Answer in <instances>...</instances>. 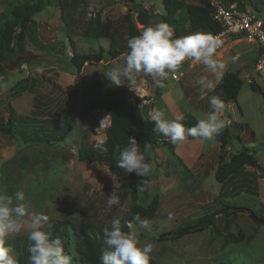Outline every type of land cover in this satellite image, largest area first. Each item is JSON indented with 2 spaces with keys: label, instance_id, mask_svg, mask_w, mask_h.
<instances>
[{
  "label": "rangeland",
  "instance_id": "obj_1",
  "mask_svg": "<svg viewBox=\"0 0 264 264\" xmlns=\"http://www.w3.org/2000/svg\"><path fill=\"white\" fill-rule=\"evenodd\" d=\"M133 1L134 4H129L127 0H67L64 10L58 9L55 4L46 7L34 17L39 40L49 45L62 42L63 54L43 55L28 45V64L16 70H8L0 79V125L4 126L11 114L40 120L55 119L58 115L70 113L73 119V128L67 139L50 148L26 145L19 138L12 139L0 134V192H23L24 201L21 203L27 208L21 221L24 227L19 233L10 234L6 241L13 248V258L16 264H29L27 223L31 215L42 213L48 217L47 223L43 225L44 231L66 221L76 229L83 228L88 233H91L90 230L97 232L103 240L102 230L111 227L113 218H119L122 229L135 233L141 246L146 242L153 243L150 264H264V227L257 228L245 214L236 219V229L246 237L255 230L249 244L222 242L218 233L224 235L237 230L233 231V226L226 228L221 216L214 218V228L203 233H193L178 241H168L161 237L178 228L193 225L205 215L217 211L220 202L249 201V207L258 210L259 215L264 217L262 172L246 167L239 175L221 185L213 178L218 156L222 155L227 161L241 147H253L254 157L264 169V83H257L261 93L251 92L248 81H253L256 53L244 41H232L216 54V58L224 64L222 73L234 71L242 80L236 102L229 104V108L222 113L225 124L234 123L243 127L242 130L230 129L229 152L220 153L219 145L214 139H198L195 144L187 140V144H183L181 148L178 144L173 153L165 147L147 148L142 152L154 164L149 177L144 178L150 181V186L144 192L137 191L141 178L126 172L123 187L116 190L120 202L112 207L107 206V196L113 192V181L118 182L117 178L105 165L81 163L75 158L78 146L101 149L99 142H104V139L99 121L106 118V111L94 110L89 115L86 114L85 99L95 94L101 79L109 81L106 74L111 68L123 66L126 55L115 60L104 56L96 64H84L79 74L69 63V57L72 52L88 55L96 53L99 47L107 49L105 40L89 42L84 35L89 23L97 15L100 21H110L113 31L123 36V16L127 11H134L137 4H142L156 14H162V0ZM177 1L198 5L202 0ZM246 12L252 14L249 9ZM131 18L135 20L136 17L133 15ZM158 22L153 20L151 25ZM137 29L140 33L143 31L141 25ZM204 68L202 64L189 67L182 63L175 73L182 72L183 77L175 81L170 76L164 81L163 88L156 87L153 80L145 77L142 72L137 75L135 83L122 79L121 85L117 86L109 82L119 87L128 99H132L134 93L132 100L141 109L144 120H149L153 108L163 109L165 118L169 120L183 114H189L198 120L205 118L211 111L208 99L197 98L191 101L193 96L199 97L200 86L196 88L195 81L202 76ZM211 77L215 78L213 74ZM21 81L27 84L28 89L17 94L16 85ZM163 93H168L167 98L172 101L168 106L160 99ZM211 93L208 95L212 96ZM141 98L145 103H141ZM40 152L43 154L40 155ZM180 152L184 155H198L191 165L186 166L178 155ZM173 155L187 167V172L182 170ZM22 156H29L31 165L26 169H16L14 164ZM63 157H69V160L64 161ZM155 195L159 198L156 217L149 221L147 228L141 225L129 226L124 222L132 205L145 206ZM105 248L108 250L106 244ZM73 264L88 263L75 261Z\"/></svg>",
  "mask_w": 264,
  "mask_h": 264
},
{
  "label": "trees",
  "instance_id": "obj_2",
  "mask_svg": "<svg viewBox=\"0 0 264 264\" xmlns=\"http://www.w3.org/2000/svg\"><path fill=\"white\" fill-rule=\"evenodd\" d=\"M66 1L2 0L0 2V79L8 70H16L20 66L28 64V56L30 54L27 51L28 45L43 55L58 56L63 54L64 45L62 42L49 45L39 40L38 27L34 17L46 7L54 4L58 9L64 10ZM127 2L134 4L133 0H127ZM219 3L225 5L235 4L240 12H246L249 9L255 18L264 21V0H221ZM134 8V11H127L123 16L125 19V34L123 36L113 31L110 21H100L98 15L89 23L88 29L84 34L89 42L103 39L108 46L106 50L99 47L96 53L88 55H79L72 52L71 57H69V63L72 64L78 74L84 64H96L102 61L104 56L110 60H115L123 54L126 55L128 39L140 34L137 26L141 25V30H143L151 25L153 20L163 21L172 25L175 29L176 37L190 35L194 32H205L215 36L222 31L220 23L214 19L209 0H202L198 5L184 4L177 0H162V14H156L151 9L147 10L140 3ZM133 15L136 17L135 20L131 18ZM241 87L242 80L238 74L234 73V71H225L222 73V79L211 94L219 96L226 108L229 104L236 102ZM249 88L251 92L261 93L259 86L254 80L249 83ZM26 89H28L27 84L21 81L16 85L15 90L17 94H21ZM94 93L85 99V113L89 115L94 110L108 112L110 126L105 132L102 149H94L87 145L78 146L75 158L79 162L105 165L108 171L117 178L120 186L123 187L127 173L123 169L116 167V160L119 155L116 150L117 145L123 148L127 145L129 137H135L141 151L156 146L165 147L169 152L173 153L177 145H173L169 138H161L160 135L153 132L154 124L150 120L142 118L141 109L125 101L119 87L114 86L106 79H101L98 89ZM182 116L184 117L182 123L186 128L195 125L197 120L193 116L189 114H183ZM71 118L70 113H63L55 119L40 120L17 117L11 114L8 116L5 125H0V134L12 139L19 138L26 145L50 148L53 145L62 144L67 139L73 128V119ZM232 128H240L242 130L243 127L234 123L225 124L222 132L214 137L222 154L229 152L230 129ZM198 139L189 137L187 140ZM42 154L40 152V155ZM254 156L253 147H241L236 154H231L227 161L224 160L222 155H219L218 165L213 177L214 180L221 185L232 177L239 175L246 167H251L264 175V169L258 164ZM173 158L179 162L183 171H188L187 167L183 165L176 155ZM63 160L67 161L69 157H63ZM29 165H31V158L22 156L18 158L14 167L16 169H26ZM158 200V196L155 195L150 203L145 206L132 205L129 213L124 217V222H131L135 226L140 225L132 220V217L137 213L140 214L141 219L147 218L149 221L155 219ZM250 204L249 201L246 203L220 202L217 211L205 215L193 225L178 228L175 231L161 235V237L168 241H178L193 233H203V231L215 227L214 218L216 216L223 217L226 228L233 226V231L238 228L236 219L243 214L247 215L257 228L260 226L264 227V217L259 215L258 210L256 211L249 207ZM253 207L255 208V205ZM84 230L83 228L76 229L72 224L63 221L52 225L46 229V232L50 233V238L59 237L62 240L64 251L71 256L73 262L85 261L88 264H100L101 254L107 251L104 240L97 232L90 230L91 233H88ZM235 232H227L224 235L218 233V237L225 243L245 245L251 242L255 230L251 231L249 237H246L239 229Z\"/></svg>",
  "mask_w": 264,
  "mask_h": 264
},
{
  "label": "clouds",
  "instance_id": "obj_3",
  "mask_svg": "<svg viewBox=\"0 0 264 264\" xmlns=\"http://www.w3.org/2000/svg\"><path fill=\"white\" fill-rule=\"evenodd\" d=\"M221 45L222 41L218 37L205 32L176 37L174 27L161 21L145 27L138 36L128 39L125 63L123 66L111 68L106 78L119 86L122 79L135 83L137 75L142 72L145 77L153 80L156 87L163 88L164 81L186 60L193 64H202L215 77L213 80L201 76L195 81L200 86L199 99H208L210 105L211 111L206 117L198 119L194 126L186 128L182 123L183 116L169 120L165 118L163 109L153 108L149 120L154 124L153 132L169 138L173 145L184 143L189 137L210 141L222 132L226 123L222 117L224 102L219 96L208 95L222 79L221 70L224 64L216 58L217 49ZM116 150L119 153L116 167L141 178L137 191H146L150 181L144 178L149 177L154 164L146 159L136 138L129 137L127 145L123 148L117 145ZM120 187L118 182L113 181L114 190L107 196L108 207L119 204L120 198L116 190ZM22 201L23 192H0V264H16L12 255L13 248L6 241L10 234L19 233L24 227L21 221L27 213V208ZM132 220L144 228L149 225V220L141 219L139 213L135 214ZM47 221L46 215L36 213L31 215L27 223V239L30 241L27 248L29 264H73L71 256L64 251L62 240L59 237L50 238V233L43 230ZM128 224L131 226V222ZM102 232L108 250L101 254L100 264H150L153 243L146 242L141 246L135 233L122 230L119 218H113L111 227H105Z\"/></svg>",
  "mask_w": 264,
  "mask_h": 264
},
{
  "label": "built area",
  "instance_id": "obj_4",
  "mask_svg": "<svg viewBox=\"0 0 264 264\" xmlns=\"http://www.w3.org/2000/svg\"><path fill=\"white\" fill-rule=\"evenodd\" d=\"M210 6L213 10L214 19L218 21L222 27V31L214 36L218 37L222 41V45L219 49H217V53L220 52L228 43L236 40L244 41L248 45L255 46L256 59L253 65V80L256 83H264V21L255 18V16L248 12H240L235 4L224 5L219 2H210ZM183 63L189 65V67L190 65H200L199 63L193 64L190 60H186ZM170 76L173 80L179 81L183 77V73L174 72ZM248 82L250 83L251 81ZM133 98L134 93L132 95V99ZM124 99L128 104H135L131 97L128 99L127 96L124 97ZM141 103H145V100L142 99ZM105 116L106 118H102L99 121L100 128L103 130V134L101 136L104 140L105 132L110 126V117L108 112H106ZM103 143V140L99 142V147L101 149Z\"/></svg>",
  "mask_w": 264,
  "mask_h": 264
},
{
  "label": "crops",
  "instance_id": "obj_5",
  "mask_svg": "<svg viewBox=\"0 0 264 264\" xmlns=\"http://www.w3.org/2000/svg\"><path fill=\"white\" fill-rule=\"evenodd\" d=\"M250 46H252L253 47V49H254V51H255V53H256V47L255 46H253V45H250ZM255 57H256V54H255ZM211 71L210 70H207L206 68H204V69H202V76H207L209 79L211 78V79H213V80H215V78H212L211 77ZM200 78V77H199ZM197 86L199 87V85H197L196 84V88H197ZM195 88V87H194ZM200 88V87H199ZM194 90H196V92L198 91L197 89H194ZM168 93H163V94H161V97H160V99H161V101L163 102V103H165L166 102V104H167V106L168 105H170L171 104V99L170 98H167L168 96ZM197 98H199L198 96H193V98H191V101H193V100H196ZM229 106L230 105H228L225 109H228L229 108ZM225 109H224V111H223V113L225 112ZM180 116H182V115H180ZM196 142H198V140H196V141H194V140H191V143H196ZM183 144L184 145H186L187 144V141H185L184 143H181V144H179L180 146H179V148H181L182 146H183ZM178 149V148H177ZM186 152V151H185ZM181 153V154H180ZM180 153H178V155L182 158V160H183V162H184V164L186 165V166H189V165H191L192 164V162L194 161L193 159L195 158L196 159V157H197V155H195V154H193L192 156H190V154L191 153H186V155H184V153L183 152H180ZM196 156V157H195Z\"/></svg>",
  "mask_w": 264,
  "mask_h": 264
}]
</instances>
